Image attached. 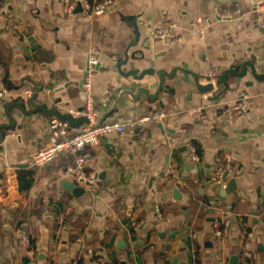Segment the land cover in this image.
<instances>
[{
    "label": "crops",
    "instance_id": "obj_1",
    "mask_svg": "<svg viewBox=\"0 0 264 264\" xmlns=\"http://www.w3.org/2000/svg\"><path fill=\"white\" fill-rule=\"evenodd\" d=\"M256 5L257 0H114L110 11L89 16L80 9L64 13L62 0H0L2 14L21 29L13 34L0 20V91L24 92L42 84L40 96L50 107L80 110L92 54L102 64L90 76L94 107L105 111L112 103L108 94L140 85L116 68L136 38L126 16H138L141 41L129 53L145 55L141 69L182 65L205 76L211 68L239 70L243 61L258 58L263 75L264 12ZM217 7L243 14L223 20ZM167 20L177 22L182 40L170 48L162 40L143 47L142 40L153 39ZM199 20L207 27L204 38L189 31L200 27ZM156 86L153 81L151 88ZM192 88L188 76L179 74L167 80L155 103L125 98L104 122L129 125L166 111L165 132L159 122H149L144 130L127 127L87 146V168L98 175L97 189L78 184L85 192L76 197L62 188L64 181H73L67 173L72 156L39 167L31 189L0 210V264L16 258L21 264H71L76 258L79 264H264V80H256L250 70L242 78L230 76L228 86H217L222 95L216 100ZM241 93L248 94L250 108L234 120L207 108L237 100ZM18 98L28 103V97ZM3 103L0 125L9 123ZM203 106L205 118L193 112ZM11 114L17 125L13 135L5 130L0 146V198L12 182L6 170L14 169L17 177L30 169L32 155L49 143L51 117L23 116L17 109ZM192 146L200 151L199 163L192 160ZM221 161L241 168L235 190L226 195L221 191L229 180L225 187L211 180ZM175 188L182 199L173 198ZM216 219L229 221L223 240L216 237ZM120 240L125 249L119 248ZM29 242L40 246L37 258L28 255Z\"/></svg>",
    "mask_w": 264,
    "mask_h": 264
},
{
    "label": "built area",
    "instance_id": "obj_2",
    "mask_svg": "<svg viewBox=\"0 0 264 264\" xmlns=\"http://www.w3.org/2000/svg\"><path fill=\"white\" fill-rule=\"evenodd\" d=\"M114 0H62V9L66 14H71L80 9L89 16H99L110 11L113 8ZM256 11L264 12V0H257ZM217 11L220 13L221 19H235L239 15H242L241 11L235 9H224L217 7ZM4 20L8 26V29L13 34H20L21 29L19 24L10 16H4L0 9V20ZM200 27H193L189 31L195 36L201 38L205 37L206 26L199 20ZM179 25L174 20L165 21L155 32L153 39L166 41L165 45L173 47L176 43L180 42L182 38L176 34ZM89 74L86 76L83 85L82 93L85 98V106L80 110H71L74 116H85L89 120V124H83L78 129H71L69 125L57 119L56 117L50 118V134L48 145L41 150H38L32 155L30 166L42 167L48 163L54 161L61 155H67L74 157L73 163L68 168L67 173L71 176L74 183L77 185L86 186L91 191L98 188L99 178L94 172H91L87 168L88 155L85 152L86 147L89 145H97L100 137L110 133H123L127 127H136L140 130H144L149 122H162L164 117L168 114L166 111L157 112L141 118L140 120L129 124H120L117 122H103L98 127H93V124L97 121L102 111L97 110L94 107V98L92 95V82L90 76L95 70L96 65L99 63L97 56L90 54L89 59ZM220 68H211L207 76L211 77L212 81L216 85L218 76L221 73ZM3 68L0 66V82L3 81ZM217 90V87H216ZM218 94V91H216ZM30 97L32 95V89H27L24 92H15L7 87H3L0 91V98L4 101H10L18 98L19 96ZM211 96V95H209ZM207 97V96H206ZM248 94L241 93L237 100L227 101L223 103L208 104L207 108H212L214 115H224L229 120H234L249 111L250 105L248 103ZM206 106L196 108L193 110L195 113H199L201 118H205ZM9 134H14L13 131H9ZM192 160L195 163L201 162L200 151L197 146L191 147ZM241 173L240 166L232 164L229 161H221L215 167V170L211 176V180L222 186H226L227 181L231 178H236ZM7 194L5 197L0 198V210L3 206L12 204L17 195L15 192V186L13 182H8L5 186ZM159 189L156 184L155 192ZM214 228L216 237L219 240L225 239L229 234V221L225 219H216L214 222ZM30 249L28 255L32 258H37L40 250L38 244L29 242ZM12 264H21V260L16 258ZM45 264H54L52 261H45ZM71 264H79V259H74Z\"/></svg>",
    "mask_w": 264,
    "mask_h": 264
},
{
    "label": "water",
    "instance_id": "obj_3",
    "mask_svg": "<svg viewBox=\"0 0 264 264\" xmlns=\"http://www.w3.org/2000/svg\"><path fill=\"white\" fill-rule=\"evenodd\" d=\"M126 19L130 21L135 28L136 38L133 43L130 44L128 50L124 53V59L116 63V68L119 73L124 78L132 77L135 81H138L140 85L135 88H122L118 90L115 94H108L107 96L112 99V103L110 104L109 108L101 113L98 117L97 121L93 124V127H98L101 123L107 120L109 116L114 114L117 110L125 104V98H129L131 101H141L144 99L146 102L152 104L159 100V98L163 95L166 88L167 80L175 79L179 74H184L188 76L190 79L193 92L199 94L202 98H205L207 95H211V99H219L222 95V90H216V87L221 86L224 84L228 86L229 77L233 76L236 78H242L247 75V72L250 70L251 74L254 78L258 81L264 80V74L261 75L258 73V58L254 60H245L243 61L238 70V66L231 67L223 71L221 75L218 76L216 85L212 81L211 77L207 75H201L196 71L192 70L191 68L182 66V65H174L170 68H155L153 66L146 67L141 69L140 66L143 64V60L145 59V55H140L134 57L129 53V50L132 47H136L139 42L141 41V33L139 31V24H138V16H126ZM155 41L156 39H152L151 37H147L145 40H142L141 44L145 48L151 47V42ZM148 41V43H147ZM151 41V42H150ZM147 43V46H145ZM150 43V44H149ZM166 43V41L164 42ZM102 64L99 62L95 70L91 74H96L97 71L101 68ZM126 67V68H124ZM89 74V63L87 66V71L85 74L86 76ZM153 78V79H152ZM85 80V79H84ZM83 80V82H84ZM145 81V82H143ZM155 81L157 84L156 88H151V83ZM143 83V84H141ZM69 86L66 84L65 87ZM64 87V88H65ZM218 91V94H216ZM44 92V86L42 84H35L32 88V95L28 98V103L23 102L20 98L13 99L10 101H4L0 98V100L4 101L3 108L5 110V115L9 121L7 124L0 125V146L6 139V132L5 130L13 131L17 125L16 119L12 116L11 112L13 109H17L23 116H32L37 113H41L45 117H56L57 119L66 122L71 129H78L83 124H89V120L85 116H74L69 111H62L59 108L50 107L46 98H42L40 95ZM110 99H108L104 104H108ZM158 127L165 132L163 122H159ZM140 131L139 128H137ZM151 131V130H150ZM10 135V134H9ZM6 173L12 177V182L15 186V192L18 195V181L17 177H15V170L10 169L6 170ZM236 178L229 179L228 185L224 188L221 192L222 195L230 194L231 191L235 190L236 187ZM62 188L74 194V196L79 197L81 196L85 190L77 186L76 183L73 181L66 180L62 183ZM173 198L174 199H182L181 193L178 188L173 190ZM12 213H15L11 210ZM214 220V219H212ZM8 230V229H7ZM126 243L123 240L119 241V248H126ZM40 258L45 259L46 255L42 254ZM232 261L234 263L237 262V257L235 256ZM121 264H127L126 262H121Z\"/></svg>",
    "mask_w": 264,
    "mask_h": 264
},
{
    "label": "trees",
    "instance_id": "obj_4",
    "mask_svg": "<svg viewBox=\"0 0 264 264\" xmlns=\"http://www.w3.org/2000/svg\"><path fill=\"white\" fill-rule=\"evenodd\" d=\"M36 170H38V167H30L28 170H21L19 172L17 175L19 195H22L24 192L31 189L35 179ZM17 201L18 199L15 201V203Z\"/></svg>",
    "mask_w": 264,
    "mask_h": 264
}]
</instances>
